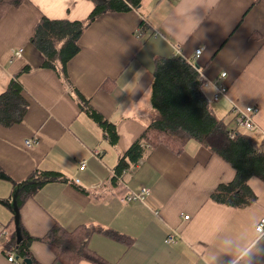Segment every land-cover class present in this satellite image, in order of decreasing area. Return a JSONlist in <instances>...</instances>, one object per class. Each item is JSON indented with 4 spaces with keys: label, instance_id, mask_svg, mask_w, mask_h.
I'll list each match as a JSON object with an SVG mask.
<instances>
[{
    "label": "crops",
    "instance_id": "crops-1",
    "mask_svg": "<svg viewBox=\"0 0 264 264\" xmlns=\"http://www.w3.org/2000/svg\"><path fill=\"white\" fill-rule=\"evenodd\" d=\"M93 8L92 0H25L0 18V94L16 77L28 103L21 123L0 125V168L15 183L34 170L63 180L27 200L19 223L33 238L55 224L117 232L130 243L103 235L89 243L111 264H264V236L255 230L264 218V182L248 180L257 199L247 208L213 202L212 192L233 181L235 171L198 143H187L177 155L158 146L121 181L113 179L120 156L157 118L150 103L156 58L178 55L191 63L210 102L218 86L227 88L211 107L217 118L231 119L230 129L238 110L257 108L253 135L264 138V2L140 0L128 12L101 15L79 38L64 84L41 67L43 56L29 39L41 17L83 22ZM18 50L21 56L12 58ZM74 90L114 126V141L79 107ZM28 140L35 144L27 146ZM143 190H149L143 202L122 201ZM13 192L0 180V199ZM13 232L11 213L0 204V264H17L7 261L14 255L8 249ZM174 234L176 242L166 243ZM29 250L38 264H61L40 241Z\"/></svg>",
    "mask_w": 264,
    "mask_h": 264
},
{
    "label": "trees",
    "instance_id": "trees-1",
    "mask_svg": "<svg viewBox=\"0 0 264 264\" xmlns=\"http://www.w3.org/2000/svg\"><path fill=\"white\" fill-rule=\"evenodd\" d=\"M94 8L85 21L50 20L41 17L29 41L43 56L41 67L52 69L64 84L68 83L66 66L79 51L78 41L85 29L98 17L108 13L128 12L138 8L140 0H92ZM25 0H0V18L12 8L22 5ZM255 3L264 0H254ZM144 25H141V28ZM140 33V32H139ZM30 68H25L28 71ZM23 71V72H24ZM203 79L197 69L180 56L156 58L154 61L150 103L157 113L151 122L120 156L113 179L118 182L123 172L135 168L138 161L152 149L164 146L173 154L181 153L187 143L196 142L212 156L219 157L235 171V178L229 183L219 184L211 194L217 204L234 209L251 206L257 199L248 185L251 177L264 182V138L257 140L254 132L237 131L229 137L231 119H219L213 113L211 102L203 93ZM102 88L108 89L106 82ZM109 90V89H108ZM74 96L81 109L109 135L116 139L114 126L104 120L89 106L87 100L74 90ZM28 108L22 96V88L13 78L0 94V125L9 128L21 123ZM55 172L34 170L23 182H13L0 168V180L9 182L13 196L0 199V204L11 213L14 227L15 216L23 204L33 198L46 184L63 181ZM21 241L17 243L16 232L12 233L8 249L13 251L17 264H38L29 247L40 241L54 254L55 263L111 264L90 248L94 235H103L121 243L130 239L112 230H103L93 225H81L67 231L55 224L42 238H33L19 223Z\"/></svg>",
    "mask_w": 264,
    "mask_h": 264
},
{
    "label": "built area",
    "instance_id": "built-area-1",
    "mask_svg": "<svg viewBox=\"0 0 264 264\" xmlns=\"http://www.w3.org/2000/svg\"><path fill=\"white\" fill-rule=\"evenodd\" d=\"M143 23H146L143 21ZM177 53H179V50H176ZM22 50H18L17 52L13 53L12 58H16L21 56ZM176 53V54H177ZM195 55L198 57L201 55V50H197L195 52ZM224 74H221V77L219 78L220 81L223 80ZM221 83V82H220ZM227 93V88L224 86H218L216 88V92L212 98L213 101L218 102L222 97H224ZM257 108L255 107H247L244 110H238L236 113V118H235V130L229 132V137L232 139L234 138V135L236 134L237 131L243 130V131H248V132H255L257 130V127L254 123V117L257 114ZM27 146H31L35 144V141L33 140H28L25 142ZM142 163L141 160L138 161L137 165H140ZM86 167V161L82 160L79 162V168L80 170L85 169ZM126 174L123 172L122 176ZM115 175V174H114ZM113 175V176H114ZM118 181H121L119 178ZM78 182V181H76ZM149 194V190H143L139 194H130L124 197L123 202H131V201H140L143 202L144 198ZM187 219V218H185ZM257 234L259 237L264 236V218H262L259 222V224L255 228ZM176 242V235L174 234L173 236H169L166 238V243L168 244H173ZM7 261L11 263H16V260L14 258L13 254H8L7 255Z\"/></svg>",
    "mask_w": 264,
    "mask_h": 264
},
{
    "label": "water",
    "instance_id": "water-1",
    "mask_svg": "<svg viewBox=\"0 0 264 264\" xmlns=\"http://www.w3.org/2000/svg\"><path fill=\"white\" fill-rule=\"evenodd\" d=\"M14 224H15V232H16L17 243H19L21 241V236H20L18 215L15 216ZM23 262L25 264H31V261L29 259H26Z\"/></svg>",
    "mask_w": 264,
    "mask_h": 264
},
{
    "label": "rangeland",
    "instance_id": "rangeland-1",
    "mask_svg": "<svg viewBox=\"0 0 264 264\" xmlns=\"http://www.w3.org/2000/svg\"><path fill=\"white\" fill-rule=\"evenodd\" d=\"M177 56H178V55H177ZM207 96H209V94H208ZM215 104H217V103H216L215 101L212 100V101H211V106L214 107ZM257 111H258V109H257ZM236 113H237V112H236ZM235 118H236V116H235ZM234 123H235V119H234ZM235 126H236V124H235ZM122 201H123V200H122Z\"/></svg>",
    "mask_w": 264,
    "mask_h": 264
}]
</instances>
